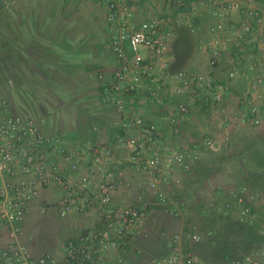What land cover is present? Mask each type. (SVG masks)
<instances>
[{"label":"crops","instance_id":"0c3cea01","mask_svg":"<svg viewBox=\"0 0 264 264\" xmlns=\"http://www.w3.org/2000/svg\"><path fill=\"white\" fill-rule=\"evenodd\" d=\"M232 1L245 4V0ZM106 2L18 0L10 8H0V114L32 117L44 133L59 135L66 148L81 142L106 147L112 153L111 161L90 174L84 192L77 186L87 170L70 172L74 192L91 202L90 209L58 217L54 205L62 190L51 181L23 217L21 242L34 257L61 259L64 248L83 234L96 264H151L176 252L191 253L206 264H222L264 251V85L250 96L246 82L236 78L229 81L220 103L209 104L197 96L191 113L178 118L173 112L177 98L172 94L177 83L171 78L178 71L194 70L223 80L236 55L244 62L251 55L258 64V75L264 73L263 30L258 28V43L249 38L242 49L230 46L217 67L209 69L208 37L200 32L211 20L208 9L181 15L182 23L169 40V78L160 91L164 104L150 103L146 94L134 98L136 107L158 130V147L184 156L186 167L170 172L175 182L165 188L166 200L161 202L156 191L147 187L146 172L132 169L130 150L117 141L115 111L100 95L98 75L109 80L116 65L102 45L107 32L103 20ZM126 2L137 23L170 13L168 0ZM258 5L264 22V0H258ZM229 22L240 23L241 14L231 13ZM77 51L79 56L72 57ZM72 92L78 94L77 104ZM250 99L259 109L258 125L248 117ZM76 105L80 125L78 137L71 138L79 139L69 142L54 123H70ZM172 117L177 118L176 124L170 122ZM210 140L215 147L207 145ZM92 157L90 152L82 153L80 160L87 166ZM52 158L61 174L69 175L68 164L55 152ZM107 172L116 179L111 202L104 210L135 208L143 225L122 227L119 239L117 227L113 228L110 233L116 247L104 253L91 238L105 228L96 188ZM4 180L16 181L8 176ZM227 203L236 208L234 213L225 209ZM245 207L253 220L241 224L238 214ZM41 221L49 233L43 237L44 243L37 242L34 235V227Z\"/></svg>","mask_w":264,"mask_h":264},{"label":"built area","instance_id":"2783aa9c","mask_svg":"<svg viewBox=\"0 0 264 264\" xmlns=\"http://www.w3.org/2000/svg\"><path fill=\"white\" fill-rule=\"evenodd\" d=\"M18 0H0V8H10ZM245 4L232 0H168L167 15L150 18L137 23L134 11L126 0H107L104 22L107 32L102 45L116 65L109 80L99 74L100 95L110 104L117 116L115 127L117 141L130 150L129 162L136 172L147 174V187L156 191L157 198L165 202V188L175 182L170 176L173 168H184V156L169 149L158 147L159 133L152 121L136 107L134 98L146 94L150 103L163 105L160 94L168 74L169 40L176 27L182 23V16L194 15V10L207 8L211 20L200 32L208 37L207 67L214 69L224 52L230 46L242 49L246 39L258 43V28L264 32V22L258 0H245ZM188 10V11H187ZM241 14V22H229L230 14ZM191 27V24H188ZM263 41V38L262 40ZM234 62L225 73L224 79H215L210 74L181 70L171 78L177 83L172 94L177 98L173 107L178 118L188 116L196 97L209 104L220 103L229 87V81L241 78L246 82L251 96L264 85V73L258 75V64L248 56V62L236 55ZM248 117L253 125H258L259 109L250 99ZM176 124L177 118H169ZM210 148L215 142L207 141ZM56 153L68 164L69 175L63 176L52 154ZM92 153L90 163L85 166L80 160L82 153ZM167 155L164 156L163 154ZM112 160V153L106 147H95L78 142L71 148L61 143L59 135L44 133L30 116L0 114V264H96L90 242L80 236L75 244L64 248L61 259L50 256L34 257L21 242L22 220L31 203L41 191L55 182L61 188V197L54 205L58 217L65 218L70 213H81L91 207V202L74 192V180L70 172L87 170L77 188L87 190L90 174L99 172L103 165ZM4 176L15 178V183L4 180ZM115 176L104 174L97 185V194L102 202L100 218L104 230L92 236L97 249L108 253L116 247L111 239V230L116 228V237L122 238L124 226L143 225L142 215L132 207L105 209L111 202ZM42 213L44 210H42ZM253 214L247 207L238 214L240 223H250ZM196 240V236L193 237ZM151 264H206L191 253L176 252ZM222 264H264V251L256 255H246L240 259Z\"/></svg>","mask_w":264,"mask_h":264},{"label":"rangeland","instance_id":"374dc122","mask_svg":"<svg viewBox=\"0 0 264 264\" xmlns=\"http://www.w3.org/2000/svg\"><path fill=\"white\" fill-rule=\"evenodd\" d=\"M79 56V53L78 51L75 52V53H72V57H75L77 58ZM72 95H74V98H72V101L75 100L74 103H78L79 100L77 99L78 98V94L75 93V92H72ZM74 116H72V120L71 122L67 123V121H64V122H55L54 125L56 127V130L60 133L61 131L63 132V135L64 136V139H67L69 142H72L73 140L75 141L76 139H79V138H71L72 136H77V132L79 130V117H78V105H76V107L74 108ZM76 133V134H75ZM78 137V136H77ZM66 143V140H64V144ZM34 231H35V238L37 242H42L44 243V241L42 240L44 236L48 235V227H47V224L46 223H42L39 222L35 225L34 227Z\"/></svg>","mask_w":264,"mask_h":264},{"label":"trees","instance_id":"16d2710c","mask_svg":"<svg viewBox=\"0 0 264 264\" xmlns=\"http://www.w3.org/2000/svg\"><path fill=\"white\" fill-rule=\"evenodd\" d=\"M226 205H225V209L228 211V213L232 214V213H234L236 211V208L233 206L232 203H227ZM263 224H264V219H263ZM81 236H83V234ZM78 264H82V263L80 262Z\"/></svg>","mask_w":264,"mask_h":264}]
</instances>
